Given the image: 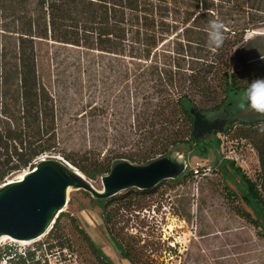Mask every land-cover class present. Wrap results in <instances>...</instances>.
I'll return each mask as SVG.
<instances>
[{
    "label": "trees",
    "instance_id": "trees-1",
    "mask_svg": "<svg viewBox=\"0 0 264 264\" xmlns=\"http://www.w3.org/2000/svg\"><path fill=\"white\" fill-rule=\"evenodd\" d=\"M214 19L225 25L223 46L215 51L207 46L208 24ZM43 43L137 63L134 70L126 68L124 78L126 90L134 89L141 98L138 152L101 160L92 159L91 151L81 162L61 150L54 99L40 74ZM261 56L264 0H0V186L45 156H62L91 180L109 174L120 162L146 165L180 146L206 156L220 141L205 144L195 136V114L206 118L228 113L246 81L264 77ZM227 121L225 135L236 129L258 154L255 181L233 162L222 159L221 164L231 166L240 178V199L250 211L239 207L238 215L264 235V132L259 130L264 120ZM162 184L106 200L86 193L100 210L112 244L130 264L154 263L146 254L154 251V244L139 246L143 241L130 234L128 216L143 209ZM65 217L102 264H113L71 214H61L49 232V251L71 248L60 226ZM36 259L29 252L26 264H41Z\"/></svg>",
    "mask_w": 264,
    "mask_h": 264
},
{
    "label": "rangeland",
    "instance_id": "rangeland-1",
    "mask_svg": "<svg viewBox=\"0 0 264 264\" xmlns=\"http://www.w3.org/2000/svg\"><path fill=\"white\" fill-rule=\"evenodd\" d=\"M38 52L40 74L55 103L61 150L81 162L91 151L92 159L101 160L138 152L142 143L137 122L141 98L134 89L126 90L124 78L126 68L134 70L137 63L53 43L41 44ZM237 98L228 113L222 111L206 119L264 120L252 111L238 109ZM228 125L227 121L224 131ZM224 131L202 138L205 144L214 138L220 141L206 156H197L198 150L190 146L175 150L187 159L185 174L176 181H164L158 192L145 200L143 209L128 216L130 234L143 241L139 246L154 244V251L146 252L153 264H264V235L237 213L239 207L250 211L240 199V178L231 166L221 164L222 159L233 162L235 169L255 181L260 173L258 154L249 141L236 135V129L227 135ZM201 167L215 170L198 178L189 175ZM185 175L189 176L183 179ZM92 183L103 189L101 177ZM68 200L63 213L77 219L109 261L128 264L112 244L100 210L87 194L71 191ZM60 226L71 248H54L44 257L42 253L41 264H102L66 217ZM52 243L48 233L29 248L39 251Z\"/></svg>",
    "mask_w": 264,
    "mask_h": 264
},
{
    "label": "water",
    "instance_id": "water-1",
    "mask_svg": "<svg viewBox=\"0 0 264 264\" xmlns=\"http://www.w3.org/2000/svg\"><path fill=\"white\" fill-rule=\"evenodd\" d=\"M226 122H214L196 113L195 136L204 138L223 132ZM188 168L179 152L146 165L129 161L116 164L102 176V190L76 167L59 156H46L25 171L22 179L7 180L0 186V244L5 239L37 242L54 227L68 205L71 191H84L95 200L111 199L130 189L150 190L164 181H176Z\"/></svg>",
    "mask_w": 264,
    "mask_h": 264
},
{
    "label": "clouds",
    "instance_id": "clouds-1",
    "mask_svg": "<svg viewBox=\"0 0 264 264\" xmlns=\"http://www.w3.org/2000/svg\"><path fill=\"white\" fill-rule=\"evenodd\" d=\"M207 46L213 51L221 48L225 40V25L222 21L214 19L207 28ZM264 59V56H261ZM236 107L242 111H252L264 117V78L246 81V87L239 93ZM264 132V124L259 125Z\"/></svg>",
    "mask_w": 264,
    "mask_h": 264
},
{
    "label": "built area",
    "instance_id": "built-area-1",
    "mask_svg": "<svg viewBox=\"0 0 264 264\" xmlns=\"http://www.w3.org/2000/svg\"><path fill=\"white\" fill-rule=\"evenodd\" d=\"M46 157V156H45ZM42 157V158H45ZM41 158V159H42ZM215 169L210 167H205L202 169H194L193 170V176L195 178H198L200 176H206L212 173ZM39 242V241H37ZM36 243V242H34ZM30 245H22L18 242H5L3 241L0 244V264H26V257H28L29 252H35L37 255V259H41V261H44L41 254L44 253L48 255L49 251L47 246H43L44 248H41L39 251L36 249H30Z\"/></svg>",
    "mask_w": 264,
    "mask_h": 264
},
{
    "label": "bare ground",
    "instance_id": "bare-ground-1",
    "mask_svg": "<svg viewBox=\"0 0 264 264\" xmlns=\"http://www.w3.org/2000/svg\"><path fill=\"white\" fill-rule=\"evenodd\" d=\"M24 174H25V172H23V173H21V174H19V176L17 177V179H22L23 177H24ZM46 235H44V236H42V237H40L37 241H40L43 237H45ZM11 240V242H17V241H15V240H12V239H5L4 241L5 242H9ZM18 243H20V244H22V245H31V244H33L34 242H18Z\"/></svg>",
    "mask_w": 264,
    "mask_h": 264
},
{
    "label": "crops",
    "instance_id": "crops-1",
    "mask_svg": "<svg viewBox=\"0 0 264 264\" xmlns=\"http://www.w3.org/2000/svg\"><path fill=\"white\" fill-rule=\"evenodd\" d=\"M127 261V260H126ZM128 262V261H127ZM128 264H130L129 262H128Z\"/></svg>",
    "mask_w": 264,
    "mask_h": 264
},
{
    "label": "flooded vegetation",
    "instance_id": "flooded-vegetation-1",
    "mask_svg": "<svg viewBox=\"0 0 264 264\" xmlns=\"http://www.w3.org/2000/svg\"><path fill=\"white\" fill-rule=\"evenodd\" d=\"M225 122L227 123V120H225Z\"/></svg>",
    "mask_w": 264,
    "mask_h": 264
}]
</instances>
